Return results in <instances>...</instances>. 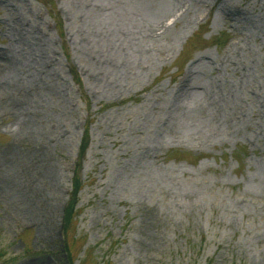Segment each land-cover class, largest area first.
<instances>
[{"label":"rangeland","instance_id":"rangeland-1","mask_svg":"<svg viewBox=\"0 0 264 264\" xmlns=\"http://www.w3.org/2000/svg\"><path fill=\"white\" fill-rule=\"evenodd\" d=\"M0 52V264H264V0H0Z\"/></svg>","mask_w":264,"mask_h":264},{"label":"bare ground","instance_id":"bare-ground-1","mask_svg":"<svg viewBox=\"0 0 264 264\" xmlns=\"http://www.w3.org/2000/svg\"><path fill=\"white\" fill-rule=\"evenodd\" d=\"M226 7V10L228 11L229 15L232 16V18L235 20V21H240L242 20L243 22L247 23V24H250L252 25V23L248 20V18L242 16L240 13H238V9L237 8H234L233 6H225ZM229 7V8H228ZM7 58H10L9 55H6L5 53H1L0 52V62H9V63H12L13 62V59H10V60H7ZM10 85V86H9ZM0 86L1 88H3L4 90L7 88V86L3 83H0ZM8 86L10 88H13L14 85L13 84H8Z\"/></svg>","mask_w":264,"mask_h":264},{"label":"trees","instance_id":"trees-1","mask_svg":"<svg viewBox=\"0 0 264 264\" xmlns=\"http://www.w3.org/2000/svg\"><path fill=\"white\" fill-rule=\"evenodd\" d=\"M73 185H74V187H73L74 191L77 190L78 187H79V184H78V182H77L76 179H74ZM74 194H75V193H74ZM69 210H70V206H69L68 209H67L68 217H69V215H70ZM65 220H66L65 224H66V227H67V226L69 225V219L67 218V214H66Z\"/></svg>","mask_w":264,"mask_h":264}]
</instances>
